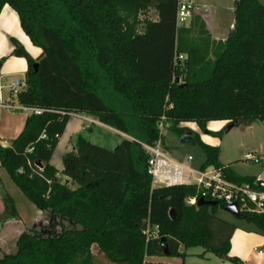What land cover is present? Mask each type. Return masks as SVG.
<instances>
[{"label":"trees","instance_id":"1","mask_svg":"<svg viewBox=\"0 0 264 264\" xmlns=\"http://www.w3.org/2000/svg\"><path fill=\"white\" fill-rule=\"evenodd\" d=\"M178 3L0 0V15L6 6L14 10L22 31L41 51L33 59L12 40L13 55L28 65L25 90L14 100L45 111L29 115L10 147L3 148L0 139V168L39 212L50 216L53 228L59 220L72 226L60 233L53 228L23 232L16 253L0 258V264H100L94 247L109 264L184 259L183 250L193 247L240 264L230 257L237 227L216 214L224 206H188L195 186H154L147 173L149 155L135 140L124 138L110 151L78 137L75 150L63 157L65 183L51 165L71 114L94 117L151 147L160 140L165 118L164 129L180 137L192 133L205 158L202 171L223 169L220 150L184 124L218 137L221 132L208 131V123L247 127L264 121L262 0H235L233 29L220 42L212 41L199 16L177 29ZM150 9L157 22L141 19ZM177 55L184 60L175 63ZM224 173L238 184L256 181L229 169ZM69 181L77 187L69 188ZM2 197L7 220H15L13 199ZM246 216L244 221L264 235V216Z\"/></svg>","mask_w":264,"mask_h":264},{"label":"rangeland","instance_id":"2","mask_svg":"<svg viewBox=\"0 0 264 264\" xmlns=\"http://www.w3.org/2000/svg\"><path fill=\"white\" fill-rule=\"evenodd\" d=\"M195 1V0H194ZM204 6L202 7V11L207 9L208 12L203 15L204 19L208 22V18H213V25L211 26L212 30L215 27V32L213 31V38L216 40H224L230 30L231 26L234 23V10H235V0H203ZM264 4V0H262ZM147 16L152 20L155 19L156 13L152 11H148ZM201 18V17H200ZM143 19V16L142 18ZM202 19V18H201ZM234 26V25H233ZM142 27H140V31ZM12 40H17L21 46L30 54V56L35 59L40 55V50L34 47L29 38L22 31L18 17L16 12L8 7L2 14L0 18V85L8 86L15 81H23L26 71L23 68L22 63L27 65V62L24 59H18L13 55L14 45ZM28 66V65H27ZM8 91H4L5 100L8 99ZM9 112H5L3 116H0V120L4 119V116ZM16 117H24L30 115L25 111L14 112ZM83 121L76 118L71 117L64 133L61 135L58 145L54 150L52 157V165L56 168L62 169L63 167V157L70 152H73L76 147V143L78 137L83 136V138L89 142L90 144L104 148L106 150L114 151L117 146L123 141L125 137L120 136L118 133L114 132L111 129L94 126L92 132L89 130L81 129L83 125ZM225 122H211L207 124V130H220L221 135L218 137L210 136L200 129L197 124L187 123L184 126L191 129L193 132L198 134L202 141L209 145H218L221 150H223L226 154L230 153L234 150L233 144L237 139V133H240L239 129L235 127L229 133H225L226 126ZM259 127V134L264 132V128L260 122H257ZM164 136V145L169 152L170 157L175 161H180L182 163L186 162V159L191 157L193 162L191 163V168L197 170V167L204 163L205 158L203 156L202 149L199 145L196 146H185L181 144V137L168 129H165L163 132ZM264 139V136L262 137ZM127 139L135 140L137 143L142 144V141L135 138H130L127 136ZM264 150V142L262 143ZM243 155L240 156L235 163V169L237 171L243 173L253 172L257 167L252 165L250 162H245L243 160ZM2 179L0 183L3 181V189H5L6 194H8L11 198L15 200L16 203L26 204L29 207H32L36 210V208L26 199V197L20 192V190L12 183L8 175L3 172ZM62 183H65L64 176H61ZM69 188L75 189L77 185L69 181ZM217 217L220 219H224L226 221L235 223L239 227H252L248 222L244 220H238L232 215L226 213L223 209L219 208L217 210ZM29 219L31 216L30 212L25 214ZM9 216L5 215L3 218H0V223L4 219H8ZM54 227V224L51 221L49 215L45 214L43 218H40L37 223L34 225H30L29 228L23 230L22 233L28 231L30 229H34L40 232H49L53 228L55 233H60L63 230H68L72 226H70L67 222H62L59 220ZM26 224H29L25 221ZM21 226L10 225L5 232L4 242H0V258H3L6 255L15 254L17 251V242H18V232ZM185 254L184 259L180 258H165L169 264H233L231 262L222 260L212 253L208 252L202 247H193L183 250ZM93 254L96 257V261L100 264H109L103 255L98 252L96 247L93 248ZM164 259V258H158ZM158 259L152 258L148 259L147 262L149 264H156Z\"/></svg>","mask_w":264,"mask_h":264},{"label":"built area","instance_id":"3","mask_svg":"<svg viewBox=\"0 0 264 264\" xmlns=\"http://www.w3.org/2000/svg\"><path fill=\"white\" fill-rule=\"evenodd\" d=\"M207 12V9L202 11L194 0H179L177 29L188 27L193 16L204 15ZM183 60L184 57L181 55L175 57V63ZM24 90V81L12 83L9 100H4L0 96V111L13 113L25 111L30 115H42L45 112L44 110L23 107L14 100ZM71 117L82 120L85 130L93 129L94 126L110 129L96 118L88 115L71 114ZM164 120L165 118L159 124L160 140L155 146L140 144L149 155L147 173L152 178L154 186H195L197 188L196 195L189 196L186 199V204L190 207H197L200 200L215 202L223 206L227 203H235L240 213L244 215L251 213L264 216V181L256 179L253 184H238L227 179L223 169L208 168L204 171L192 169L190 164L193 159L191 157L186 160V163L174 161L161 139V137H164ZM43 138H46V136L44 135ZM245 160L254 164L260 163V159L253 154H247ZM38 170L42 172L41 167H38Z\"/></svg>","mask_w":264,"mask_h":264},{"label":"crops","instance_id":"4","mask_svg":"<svg viewBox=\"0 0 264 264\" xmlns=\"http://www.w3.org/2000/svg\"><path fill=\"white\" fill-rule=\"evenodd\" d=\"M194 2L200 8L207 7V6H204L203 0H195ZM7 8H8V6H6L3 9V11L0 15V18L2 16L3 12ZM152 10L156 13V11L154 9H150V11H152ZM147 13L143 16V20L148 19L149 21H153V22L158 21V14L157 13H156L154 20L149 18L147 16ZM17 17H18V15H17ZM199 17H201L202 20L204 21V23L206 24V28H207L209 34L211 35L212 41L220 42V41H225L227 39L228 36L224 40L214 39L213 38V31L215 32V27L213 28V30L211 28V26L213 25V18H208L207 19L208 22H207L204 19L203 15H200ZM18 22H19V18H18ZM233 25H234V23H233ZM233 25L231 26V30L233 29ZM22 65H23V68L25 69V71L27 73L28 66L25 63H22ZM25 76H26V74H25ZM24 79H25V77H24ZM10 86H11V84L8 86L0 85V96H2L4 100H5V98H4V91L5 90H7L9 93L8 94L9 97L6 100H9V98H10ZM5 112L6 111H0V116H3V114ZM7 112H9V111H7ZM28 117H29V115L24 116L23 118L22 117H16L15 113L9 112V113H7V115L4 116V119L0 120V139H1V146L3 148L10 147L12 142L15 141L19 137V135L24 130L25 123H26V120ZM260 124H261V122H260ZM184 125H183V127H185ZM226 125H227V123L225 124V126ZM237 128H240L239 129L240 133H237V135H236L237 139L235 140L234 143H232L234 150L231 152V154L230 153L226 154L223 150L220 149V147L218 145L217 146L216 145H210V146L219 148V150H220L219 162L223 166L224 170L229 169L233 172L234 175H236L238 177L254 178V179H259V180L264 181V150L262 148L263 147L262 143L264 142V139L262 137L264 136V132H261L259 134L260 130H259V127L257 125V122H255L252 125L247 126V127L238 126ZM81 129L85 130L84 124L82 125ZM110 129L113 130L114 132L118 133L120 136L127 138V136L123 135L122 133H120V132H118L112 128H110ZM88 130H89V132H92L93 129H88ZM210 131L220 132V130H210ZM81 137H83V136H81ZM247 154H253L254 156L258 157L260 159V163L254 164L253 162L246 161L245 157ZM242 155L244 156L243 160L245 162L252 163V165L255 166V168L257 167V169H255L253 172H250V173H243V172L237 171V169H235V165H236L235 163L238 162V161H236V159H238ZM176 162H180V161H176ZM180 163H182V162H180ZM202 164H200L197 167V171L200 170ZM51 165H52V160H51ZM53 167H55V166H53ZM56 169L58 171V179L61 180L63 167H62V169H59V168H56ZM3 172L4 171L1 170V168H0V181L2 179L1 176H2ZM3 183H4L3 181L0 183V218L1 217L3 218L6 215L5 205H4L3 197H2L4 194H6L5 189H3ZM13 201L15 203L18 216H17V218H15V220L4 219L0 223V242H4L5 232L7 231V228L10 225L21 226L20 230L18 232V238H19L20 235L22 234V229L25 230V229L29 228L30 225H34L35 223L38 222V220L40 218H43V216L45 215V213H41L37 209L35 210L32 207H29V205H26L24 203H22V204L16 203L14 199H13ZM27 212L31 213V216L29 219L25 215ZM6 220H7V222L4 223V221H6ZM25 221H27L29 224H26ZM227 222H229V221H227ZM230 223H232V222H230ZM233 224L236 225L235 223H233ZM236 227H237V230L235 231L233 238L231 240L230 257L238 259L240 261V264H264V235L256 232L253 227H250V228L239 227L237 225H236ZM161 263L162 264H169L165 258L164 259H158L156 264H161Z\"/></svg>","mask_w":264,"mask_h":264},{"label":"water","instance_id":"5","mask_svg":"<svg viewBox=\"0 0 264 264\" xmlns=\"http://www.w3.org/2000/svg\"><path fill=\"white\" fill-rule=\"evenodd\" d=\"M0 69H1V65H0ZM34 69H35V72H37V70H38V65L37 64L34 65ZM179 82L180 81L177 79L176 83H179ZM183 86H185V85H181V87H183ZM261 124L264 127V121L261 122ZM238 126H239V123H233V124L229 125L226 128L225 133L226 134L229 133L232 129H234L235 127H238ZM180 142H181L182 145H185V146H196L197 145V143L195 141V138L193 137L192 133H188L186 135H183L181 137V141ZM67 182L68 181H66V183ZM197 206L198 207H217L218 204L215 203V202H207V201H204V200H200L198 202ZM223 210L226 213L232 215L233 217H235L238 220H244L247 217L246 215L240 213L239 208H238V206L235 203H227V204H225L224 207H223ZM170 215H171L172 219L175 218L174 211H171ZM162 243H163L164 253L166 255H168L169 253H168L167 245L164 244V239L162 240Z\"/></svg>","mask_w":264,"mask_h":264}]
</instances>
